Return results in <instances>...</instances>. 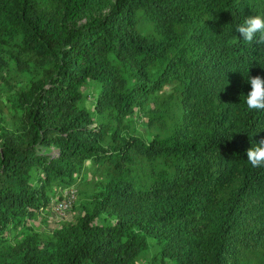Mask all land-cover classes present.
Instances as JSON below:
<instances>
[{
	"label": "trees",
	"instance_id": "trees-1",
	"mask_svg": "<svg viewBox=\"0 0 264 264\" xmlns=\"http://www.w3.org/2000/svg\"><path fill=\"white\" fill-rule=\"evenodd\" d=\"M256 15L264 0H0V53L32 74L6 81L0 264H136L148 249L159 264H264V167L246 155L264 111L244 102L264 44L236 31ZM86 161L101 181L80 214L35 230Z\"/></svg>",
	"mask_w": 264,
	"mask_h": 264
},
{
	"label": "rangeland",
	"instance_id": "rangeland-1",
	"mask_svg": "<svg viewBox=\"0 0 264 264\" xmlns=\"http://www.w3.org/2000/svg\"><path fill=\"white\" fill-rule=\"evenodd\" d=\"M108 9H95L90 16L84 17L81 20L77 21V25H80L84 22H87L89 19L94 17H99L102 14L106 13ZM6 53V52H4ZM0 53V55L4 58L5 63L0 68V118L5 119L8 124L11 123V110L9 109L7 99L13 94L12 89L7 85L6 81H9L11 84L15 85L16 88H21L28 83V80L31 78L32 74L29 73L27 68L23 67L22 64H17L13 60L9 59V57ZM32 67V66H31ZM30 67V71H31ZM5 78V80L3 79ZM89 98L87 99V105H91L94 98V88L89 87L86 91ZM132 121V128L136 132L144 133L146 130V120L141 111L135 113ZM86 171L83 173V176L80 175L77 178V181L74 185H69L65 187L59 188L58 186L53 185L52 188L47 193V204L44 206L43 210L35 213L33 217L27 220V223L32 226L38 232H51L54 229L58 228L63 221L71 220L75 218L81 212V202L89 200L93 190H95V182L101 181V177L95 173L94 165L90 162L86 161L85 163ZM80 178L83 180L80 182ZM88 181V183L86 182ZM80 182V183H79ZM76 183H79L76 185ZM75 186L77 188V195L75 202L73 203L72 209L68 214L61 218L60 216L53 215L50 211V207L52 205V201L58 197L60 192H63L65 188ZM49 207V209H48ZM155 253L154 249H148L145 251L142 258L136 262V264H159L157 261H150L152 255Z\"/></svg>",
	"mask_w": 264,
	"mask_h": 264
},
{
	"label": "clouds",
	"instance_id": "clouds-1",
	"mask_svg": "<svg viewBox=\"0 0 264 264\" xmlns=\"http://www.w3.org/2000/svg\"><path fill=\"white\" fill-rule=\"evenodd\" d=\"M236 31L243 41L252 44H264V18L259 15L249 16L237 26ZM251 90L245 96L249 111H264V77H248ZM247 162L254 168L264 167V139L247 150Z\"/></svg>",
	"mask_w": 264,
	"mask_h": 264
},
{
	"label": "built area",
	"instance_id": "built-area-1",
	"mask_svg": "<svg viewBox=\"0 0 264 264\" xmlns=\"http://www.w3.org/2000/svg\"><path fill=\"white\" fill-rule=\"evenodd\" d=\"M77 188L71 186L65 188L63 192H60V196L56 197L52 201L50 211L53 215L63 218L72 209L73 203L76 199ZM49 209V207H48Z\"/></svg>",
	"mask_w": 264,
	"mask_h": 264
}]
</instances>
